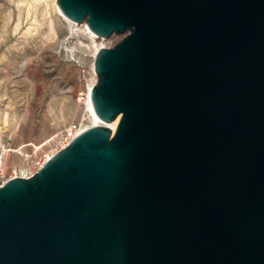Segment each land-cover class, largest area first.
Segmentation results:
<instances>
[{
  "label": "water",
  "instance_id": "1",
  "mask_svg": "<svg viewBox=\"0 0 264 264\" xmlns=\"http://www.w3.org/2000/svg\"><path fill=\"white\" fill-rule=\"evenodd\" d=\"M90 32L91 127L0 188V264H264V0H57Z\"/></svg>",
  "mask_w": 264,
  "mask_h": 264
},
{
  "label": "rangeland",
  "instance_id": "2",
  "mask_svg": "<svg viewBox=\"0 0 264 264\" xmlns=\"http://www.w3.org/2000/svg\"><path fill=\"white\" fill-rule=\"evenodd\" d=\"M56 4L0 0V138L15 151L10 166L37 164L52 156L68 127L92 124L85 103L102 42L62 17Z\"/></svg>",
  "mask_w": 264,
  "mask_h": 264
},
{
  "label": "built area",
  "instance_id": "3",
  "mask_svg": "<svg viewBox=\"0 0 264 264\" xmlns=\"http://www.w3.org/2000/svg\"><path fill=\"white\" fill-rule=\"evenodd\" d=\"M79 126L73 124L70 127H68L64 133L63 136L60 139V143L56 146L54 149V152L51 153V155H55L58 152H60L62 149L66 148L71 144V142L80 135L78 133ZM3 139L0 138V188L3 187L9 180L15 179V178H23V179H29L33 175H35L47 162V158L45 157L42 161L38 162L35 165L32 166H24L23 168H18L14 166H10L8 164L9 154H10V148H6L4 145H2ZM17 150V149H16ZM21 149H18V154H21ZM8 169L11 170V174L8 175L7 171Z\"/></svg>",
  "mask_w": 264,
  "mask_h": 264
},
{
  "label": "bare ground",
  "instance_id": "4",
  "mask_svg": "<svg viewBox=\"0 0 264 264\" xmlns=\"http://www.w3.org/2000/svg\"><path fill=\"white\" fill-rule=\"evenodd\" d=\"M60 13V12H59ZM60 15L62 16V17H64L67 21H69L70 23H72V24H74V25H76V26H80L81 25V29H83L84 30V32L87 34V35H89L92 39H100L101 40V44L100 45H96L95 46V49H94V60H93V66H92V68H93V77H92V79H91V81H90V83H89V85H88V93H87V96H86V107H87V111H88V113H89V115H90V118H91V120H92V124H91V126H87V127H81V128H79V131H78V133L79 134H81L82 132H84V131H86L87 129H89V128H91V127H106V128H109V129H111L112 130V132H115L116 131V129H117V127H118V124H119V120H120V118L118 117L114 122H112V123H108V122H106V121H103L98 115H97V113L95 112V110H94V108H93V105H92V102H91V95H90V93H91V90H92V88L94 87V86H96L97 85V83H98V74H97V72H96V69H95V61H96V57H97V55H98V53H99V51L101 50V49H104V48H110L109 46L111 45L110 44V40H112V39H114V41L115 42H117L118 41V38H119V36H116V35H113V36H111V37H109V38H105V37H101V36H98V35H96V34H94V33H92V32H90L89 31V29L86 27V23L84 22V23H78L77 21H75V20H73V19H70V18H68L67 16H65V15H63L62 13H60ZM123 38V36H120V39H122ZM118 43V42H117ZM112 46V45H111ZM11 152L10 153H12V152H15L14 151V149H12V150H10ZM18 152V151H17ZM19 153V152H18ZM54 155H52V156H48L49 158H47L48 160L47 161H49L52 157H53Z\"/></svg>",
  "mask_w": 264,
  "mask_h": 264
}]
</instances>
